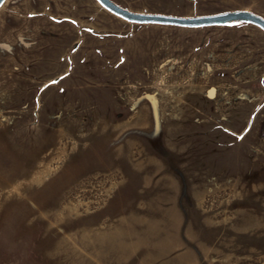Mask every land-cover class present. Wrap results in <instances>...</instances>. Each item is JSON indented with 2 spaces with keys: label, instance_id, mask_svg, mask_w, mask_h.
Wrapping results in <instances>:
<instances>
[{
  "label": "rangeland",
  "instance_id": "obj_1",
  "mask_svg": "<svg viewBox=\"0 0 264 264\" xmlns=\"http://www.w3.org/2000/svg\"><path fill=\"white\" fill-rule=\"evenodd\" d=\"M114 1L264 17V0ZM0 264H264V30L4 0Z\"/></svg>",
  "mask_w": 264,
  "mask_h": 264
},
{
  "label": "water",
  "instance_id": "obj_2",
  "mask_svg": "<svg viewBox=\"0 0 264 264\" xmlns=\"http://www.w3.org/2000/svg\"><path fill=\"white\" fill-rule=\"evenodd\" d=\"M112 13L132 22L160 23L180 26H204L242 21L255 24L264 30V17L247 9L225 10L201 15H175L161 12H140L128 9L114 0H97ZM4 0H0V5Z\"/></svg>",
  "mask_w": 264,
  "mask_h": 264
},
{
  "label": "trees",
  "instance_id": "obj_3",
  "mask_svg": "<svg viewBox=\"0 0 264 264\" xmlns=\"http://www.w3.org/2000/svg\"><path fill=\"white\" fill-rule=\"evenodd\" d=\"M236 22H239V21H233V22H230V23H236Z\"/></svg>",
  "mask_w": 264,
  "mask_h": 264
}]
</instances>
